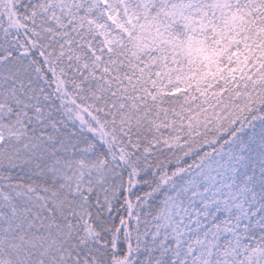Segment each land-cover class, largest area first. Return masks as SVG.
<instances>
[{"label": "snow or ice", "instance_id": "6c2138e0", "mask_svg": "<svg viewBox=\"0 0 264 264\" xmlns=\"http://www.w3.org/2000/svg\"><path fill=\"white\" fill-rule=\"evenodd\" d=\"M0 264H264V0H0Z\"/></svg>", "mask_w": 264, "mask_h": 264}]
</instances>
